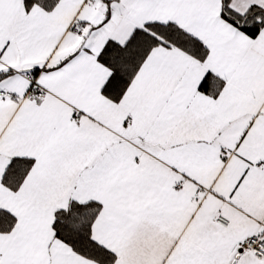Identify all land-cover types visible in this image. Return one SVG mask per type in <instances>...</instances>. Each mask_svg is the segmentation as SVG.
Returning <instances> with one entry per match:
<instances>
[{
  "label": "snow or ice",
  "instance_id": "snow-or-ice-1",
  "mask_svg": "<svg viewBox=\"0 0 264 264\" xmlns=\"http://www.w3.org/2000/svg\"><path fill=\"white\" fill-rule=\"evenodd\" d=\"M0 264H264V0H0Z\"/></svg>",
  "mask_w": 264,
  "mask_h": 264
}]
</instances>
